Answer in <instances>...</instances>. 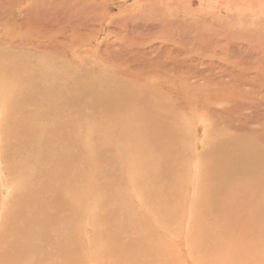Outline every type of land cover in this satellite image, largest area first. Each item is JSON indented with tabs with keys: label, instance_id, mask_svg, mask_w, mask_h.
Returning a JSON list of instances; mask_svg holds the SVG:
<instances>
[{
	"label": "rangeland",
	"instance_id": "obj_1",
	"mask_svg": "<svg viewBox=\"0 0 264 264\" xmlns=\"http://www.w3.org/2000/svg\"><path fill=\"white\" fill-rule=\"evenodd\" d=\"M18 1L19 0H8L7 2L15 3ZM57 1L59 0H38V3L33 5V8L37 9V13L41 9L37 16L39 17L38 20H34L38 28L34 23L33 26V24H29L25 20L26 18L24 17H27L26 15L17 14L16 17L14 16L15 21L17 18L21 21H18L14 28L11 27L12 25L8 26L7 30L9 31L3 32V29H1L0 51H2L1 45L5 41V43L8 42L7 39L11 36L10 34L15 36L13 38L16 42H19L22 38L21 36L29 38V42L32 41L34 44L32 47L29 45H26L27 47L25 46L26 49L24 51H29L25 53V55H27V61L32 58L36 66L42 67V70H44L46 74L52 71L51 73L55 75L48 77V79L52 78V81H57L59 80L58 78L64 81L66 75L70 76L75 73L73 79H71L72 84L70 92H74L75 84L81 81L77 80L78 74L80 75L84 72L89 71L96 75H100L104 71H107L109 76L117 77L119 72L114 74V71H112L110 67L108 69L103 67L105 66L104 59H108V55H116L113 54V51L120 52L122 54L120 58L124 60L131 58L135 61L137 60L136 58H138L137 53H139L136 50L139 49L141 51L142 48L145 47L149 51L148 54H150V51L153 52L157 47L163 45L165 49L170 52L171 56H175L176 62L172 76L179 77L184 75L185 71L190 68L194 71L192 75V86H201L211 82L212 77L207 73L209 69L204 65L203 61L214 60L215 71L219 72L221 79L211 82L214 84L212 86L219 87L220 90L225 91V95H238L242 92L244 96L246 95L245 99L248 104L250 103L251 105L257 106H251V108L249 106V109L246 111H243L245 109L242 108L237 110L238 113H240V121L242 119L246 120L240 123V126L243 127L242 132L237 130V126L236 128L231 126V120L226 119V123L224 120V124L221 121V117H216L212 113V121L207 123L208 128L213 132H219L221 126H224V130L228 133L223 130L219 133L221 134L220 140H211V144H214V142L221 143L222 141L229 144V138L234 137L233 144L237 147V145L240 144L246 145V138L249 137L257 146H262L264 149V134L256 130V128L264 129V14H256V12L253 11L249 13L248 8L250 6L249 3H245V0H106L105 4L101 7L105 11L108 8L107 12L111 16H118L117 22L114 23L111 20L102 21L101 19L99 21H94L93 19H89V21H87L89 24L90 22H95L92 25L90 24L89 27V24H84L79 20V23L81 22L84 26L86 25V29L83 28L84 26L82 24L81 26L83 27L75 23L81 16L88 14L84 12L80 13L78 6L82 2L86 5H88V3L93 4V1L99 2L97 4L95 3L99 5L103 0H80V2L78 0H61L59 6H57ZM146 1L150 2L148 3ZM141 3L143 4L141 5ZM151 3H153V5ZM108 4L110 5L106 6ZM145 4L147 5L145 6ZM88 6L87 8L90 10L97 8L90 5ZM130 12L137 13V16L134 19L131 18ZM121 13L124 15H120ZM48 14H51L49 15L50 18L47 16ZM198 15L200 20L197 19ZM30 16H32V14ZM215 16H217V18ZM222 16H225V19ZM195 19H197L198 22L197 20L195 21ZM133 20L136 22L135 24ZM121 21L123 24L118 23ZM23 24H25V26H22ZM124 25L129 27L122 30L121 28H123ZM254 25H256V27ZM216 26H219L218 29L220 30H218ZM63 28H67V33L64 32L65 30L63 31ZM68 28L72 30L75 29L76 32L73 34L72 30H68ZM211 28L215 29L213 30ZM222 28L223 30H221ZM83 30L85 32H82ZM198 30L202 32L201 35ZM227 31L230 32V34ZM39 32L42 33L40 34ZM78 32H80V34ZM217 33H219L218 37L223 36L225 33L226 35H230L232 39L227 35L231 41H229V38L228 41L227 39L224 40L226 37V35H224V38L221 37L223 39L215 38L217 39L215 40L213 38L217 36ZM115 34L119 37L117 38ZM254 34H256V37L253 36ZM251 35L254 38L251 37ZM54 36H56L58 41L62 44L66 43L69 47L67 45L61 46L60 44L59 46L52 47L48 44V48L44 51L46 47L43 48L42 46L45 45V42L49 43L53 39L52 43H55L56 39L53 38ZM62 36H64V38L66 37L64 41L60 40ZM181 36L188 37L189 40L183 39ZM72 37L75 38L73 39ZM205 39H207V41ZM234 39L236 40L235 43L233 42ZM86 40L88 42H86ZM198 40L200 42H198ZM210 40L216 42L215 44L217 46H219V44L220 46L224 44V46L230 48L225 51L224 46H221V50L220 48L218 50V47L215 48L216 45H214L213 42V44H211ZM148 41L151 43L149 44ZM187 41L189 44L186 43ZM218 41H225V43H219ZM141 42L142 44H140ZM148 44L151 46L150 49ZM233 44L235 47L237 45V47L234 48ZM106 45H109L108 48H110V50L107 49ZM186 45L189 46L187 47ZM141 46L143 47L141 48ZM203 46L205 49H203ZM237 48L238 50H236ZM20 49L22 48H19V50ZM229 49H231L230 52ZM223 50L224 53L221 54ZM79 51L81 53H79ZM231 51L233 53H238L233 54ZM226 52H229L228 55L225 54ZM40 53L44 55H40ZM140 53H142V51ZM153 55L156 56L155 53ZM234 55H236V57ZM226 57L230 58L234 63H230V60ZM133 58H135V60ZM151 58L152 57L149 59ZM2 61L8 63L6 57H4ZM29 64L34 66L33 61L29 62ZM147 64L150 65L151 63L149 62ZM139 66L141 67V62H137V68H139ZM134 70L138 72V69L135 68ZM8 73L9 71H6L5 75L9 78L8 82H10L11 79ZM61 74L62 78L60 76ZM64 74L65 76L63 77ZM156 75H158V72L147 74L148 77H154ZM36 78L37 77H35V79ZM143 78L144 76L139 79L142 80ZM38 81L37 83H31L32 85H30L29 88L35 87L33 85L41 83ZM47 82H50V80H47ZM9 85L10 84H8V87ZM94 88L95 86L91 89ZM175 88L180 92H176L165 85H157L156 88H144L145 97L141 95L143 100H147L148 103L153 104L152 107H163L164 110L166 108H171V106H169L170 101L173 100L175 102L172 109L173 111L166 119L164 126L169 133L162 136L156 135L155 133L152 134V132H144L142 135H127L125 129L122 130L120 126L116 124V120L112 118L108 121V125L103 127L104 121L101 119H103V117L106 119V117L105 115H100L98 119L97 109L95 105L92 104L89 108H83L74 113L73 109L69 110L66 101L63 106L61 105V101L60 103L55 102V108H58L59 113H62V115L60 116V114L52 112V115H55L57 118L50 114L51 119H49L50 117L46 116L48 112L44 114L46 118H43L47 120V122H45L48 125L45 124L48 127H53L51 125L54 124L57 126L58 131L62 133L58 134V136L56 134L54 138L58 137V139H61V137H64L63 141L67 139L73 143L76 142V140L72 141L68 136L70 135L71 138H75L72 134H69V131L71 132L73 127L71 125L72 119H70L72 117L76 129L82 131L83 128H87L95 131V133L92 134L93 137L90 138L87 135L86 140L92 150V161H100L101 164L99 163L98 165H101V167L96 163H92L91 167H94L98 171V175L97 182L93 181L92 183L94 188H90L88 191L83 189L81 185L65 189L64 182L66 179L58 183V181L52 177H50L51 181H57V183L53 185L47 184L48 188H40L38 182L33 183L34 180L31 181L34 186L27 182L26 187L28 190L25 186L22 188L25 182L22 174L16 173L17 163L13 160L14 151L11 146H9L10 150H7L9 145L8 141L5 143L3 139L1 140L3 144L0 143V155L2 159V164L0 165V240H3L0 241V264H264V231H262L264 230V187L260 184L259 188L263 189L256 190L252 184V180L248 177V171L252 174H256L258 170L252 164L244 163L245 175H242V178L236 180V183L240 186L239 189H234L233 191L236 197L231 198L234 195L230 196L227 201L226 199L216 200L213 194L215 185H212L210 180V168L205 169L201 165L202 163L198 159V156L209 148L211 151H207L209 153H214V159H222L221 155L224 151L220 149L215 152V149L213 150V148L207 147V145L204 146V141L207 138L204 137L206 131L202 128V133L199 132V124L203 123V118L198 116L196 110L197 108H203L205 106V98L210 97L209 99H211L214 96L216 97L218 93L215 91L210 92L207 87V89L204 88L206 92H202L203 94L200 91L194 90V88L191 89L192 87L186 88V92L182 90L179 84H176ZM28 91L35 94V92L30 89H28ZM49 91L50 93L54 91L58 93L62 92L58 89ZM168 92L170 96L167 95ZM7 94L9 93L7 92ZM116 94V90H113L112 95ZM87 96H89L88 90L82 93L81 99L83 102H85ZM4 97H7V95L3 92L1 99L3 100ZM169 97L172 100L169 99ZM11 98H13V94ZM181 98L183 99L181 100ZM70 100L73 102L71 104L72 108L76 104V101H79L77 98ZM8 101H10L9 98ZM112 101L113 100H111V102ZM49 103L50 101L42 104V106L48 107ZM228 104L229 103L226 102L223 106H230ZM220 107H214L212 111H221L217 109H220ZM103 108H105V105H103ZM37 109L39 110V107ZM201 110L204 112L203 109ZM154 111L156 110L154 109ZM116 112L119 113L121 117L124 116L122 109ZM208 114H210L209 111ZM36 115H39V113H36ZM16 116L20 118L22 126L26 127L23 115L21 113L12 112L10 117L13 118L14 127L17 128L19 125L14 120ZM54 119H56L55 122H53ZM66 119V124H63ZM151 120L152 118L150 116L147 117L148 122H154ZM233 120L232 122H234L235 126L238 122L235 119ZM28 122L31 123V125L33 124L30 120H28ZM244 122L247 125H245ZM101 124L103 126H101ZM110 126H112L111 129ZM230 127H233L232 129L234 131H232ZM180 128L185 129L181 135H184L186 138L179 141L182 142L183 145L179 143L177 146L179 147L180 158L176 153L174 164L170 161L172 165L170 176V174L166 173L167 169L165 170V168L161 167L169 163V158L165 156L168 148L163 144V137L168 138L169 143L170 139L175 138ZM103 130L106 131L103 132ZM53 132L57 133V131ZM248 133L250 134L248 135ZM2 137L8 139L6 135ZM101 137H111L112 140L118 139L122 142H128L129 144L125 147V152H119L111 148L114 147L115 143L109 145L107 141L100 142L99 139ZM150 140H152L151 143ZM63 141L61 139L58 142L56 139L54 140V145L55 147L59 146L61 152L70 156L77 147L75 145L73 148V143L67 145L65 141L64 143ZM158 141L161 142L160 145L157 144ZM84 142V138L80 137L78 144L83 146ZM56 143L60 144L56 145ZM184 144L186 145L184 146ZM153 145L156 148L161 145L164 146L161 155H159L160 152L157 155H153ZM140 147L147 150L145 157L141 152L137 153V149ZM181 148H183L184 153L186 152L185 156H183L185 159L180 156ZM99 149L102 151L101 153ZM235 151V153H237L236 148ZM118 152L120 153L119 155ZM33 153L34 151L30 153L31 156L27 157L26 162L33 159ZM195 155L197 156L196 159H191ZM157 157L158 159H155ZM165 157H167V159H165ZM107 158L112 159V162L108 165L110 169L114 170L119 168L120 171L123 172V175L125 174V179L123 177L121 180L125 184L121 182V187L119 186V188H117L118 190L116 189L118 194L117 200L114 188H112L110 192L111 188L105 183L103 177V162L109 163L106 161ZM161 161L164 165H162L163 163H161ZM12 163L16 165H12ZM205 163L209 167H214L216 164V162L208 161H205ZM41 166H45L44 163H41ZM25 167L28 172L30 167L26 163ZM124 167L125 169L121 170ZM159 167L162 169V172H159V170H161ZM169 169L170 168H168V170ZM202 170L207 172L202 173ZM129 171L132 172V175L128 173ZM162 173H165L166 176ZM79 174L85 175L86 173L80 172ZM215 174L221 176L224 172L221 173V170H216ZM100 175L103 179L99 177ZM137 177L141 178V185L138 182L134 183ZM199 179H201V181ZM125 180L127 182H125ZM96 183H98V185ZM140 186L142 188H139ZM125 188L128 190L125 191ZM139 189H143L141 193ZM67 191H69L70 196L77 199L76 203L81 202L78 207L75 206V208H71L72 203L70 201L72 200L68 198ZM32 192L38 200L32 197ZM74 192H78L79 195H74ZM123 196L125 197L124 199H122ZM112 197H115V200L112 199ZM118 199L120 204H118ZM40 200H42L44 204H42L44 208L43 206L40 208L49 216V220L46 219L47 223L45 222L40 228L37 227V230L35 228V232L39 233L37 235H35L36 233L33 234L35 238L37 237L35 240L33 235L26 234L24 236L21 229L31 222H28V215L38 212V210L32 209V206H35L36 202L39 203ZM171 204L174 205V209H171ZM46 206H48V212L45 210ZM145 206L148 208L147 210ZM162 206L163 208L161 209ZM140 208H143V210ZM256 208L259 209L256 210ZM154 210H156V212ZM58 213H60L62 217L58 215ZM61 221H63V223ZM51 228L52 230L54 229V232ZM40 231L46 235L43 236V234L40 236L42 234ZM47 233H49V235ZM50 234L53 236L55 234L56 236L52 238L53 236ZM48 238H50V240L54 239V242L57 240V244L54 242H52V244L49 242ZM60 239L61 241L63 240V242H61L62 245L59 242ZM26 240H28L29 243ZM42 240L45 241V244H43ZM31 242L33 244H31ZM49 243L52 244V247H50L51 244ZM36 246L38 249H36ZM38 246L41 247L39 248ZM50 248H52V253L50 252L51 254L49 255L47 249ZM26 249H28L29 252ZM20 252H23L22 254L24 255H21ZM69 259L70 261H68Z\"/></svg>",
	"mask_w": 264,
	"mask_h": 264
},
{
	"label": "bare ground",
	"instance_id": "obj_2",
	"mask_svg": "<svg viewBox=\"0 0 264 264\" xmlns=\"http://www.w3.org/2000/svg\"><path fill=\"white\" fill-rule=\"evenodd\" d=\"M8 0H0V31H2L1 29H3V32L9 31L8 26L12 25L11 27L14 28V26L17 24L18 21H21L20 19L17 18V20L15 21V17L17 14H24L27 17H31V18H26L25 20L29 23V24H35V26L37 27L38 25L34 22V20H38L39 17L38 13H37V9L33 8L34 4L38 3V0H19L18 2L15 3H8ZM60 1H57V6H59ZM80 2V0H78ZM84 1V0H83ZM93 1V0H91ZM96 1V0H95ZM99 1V0H98ZM106 0H103L102 3H100L99 5H96L99 2H94L93 4L88 3V5L93 6V7H97L96 9L90 10L88 9L89 6L86 5L84 2H82L79 6H78V10L84 13H88L85 14L83 16H81L77 22V24H89L87 21H89V19H93L94 21H99L100 19L102 21H112V22H117L118 20V16H111L108 12L107 9L106 11L101 7L103 4H105ZM166 1V0H165ZM173 1V0H172ZM175 1V0H174ZM206 1V0H205ZM232 1V0H231ZM108 2V1H107ZM146 2H150V1H146ZM217 2V1H216ZM249 3V8H248V12L250 13V11L256 12V14H264V0H245V3ZM96 3V4H95ZM180 3V2H179ZM241 3V2H240ZM63 4V3H61ZM78 4V3H77ZM116 4V3H115ZM143 3H141L142 5ZM153 5V3H151ZM164 4V3H163ZM242 4V3H241ZM66 5V4H65ZM110 4L106 5L109 6ZM147 4H145L146 6ZM225 5V3H224ZM71 6V5H70ZM88 6V8H87ZM68 7V6H66ZM100 7V8H99ZM41 8V7H39ZM77 8V7H76ZM92 8V7H90ZM73 9V8H72ZM110 9V7H109ZM182 9V8H181ZM240 10V9H238ZM237 10V11H238ZM258 10V11H257ZM45 11V10H44ZM47 11V10H46ZM109 11V10H108ZM222 11V10H221ZM31 12V13H30ZM186 12V11H185ZM223 12V11H222ZM240 12V11H238ZM76 13V12H75ZM79 13V12H78ZM126 13V12H124ZM32 14V16H30ZM46 14V13H45ZM74 14V13H73ZM127 14V13H126ZM197 14V13H196ZM41 15V14H40ZM48 14L47 16L49 17ZM120 15H124L123 13H121ZM131 18H135L137 16V13H131ZM213 15V14H212ZM235 15V14H234ZM251 15V14H250ZM15 16V17H14ZM45 16V15H44ZM128 16V15H127ZM197 16V15H196ZM221 16V15H220ZM129 17V16H128ZM217 18V16H215ZM223 17V16H222ZM221 17V19H222ZM50 18V17H49ZM194 18V17H193ZM225 19V16L223 17ZM228 18V17H227ZM252 18V17H251ZM166 19V18H165ZM199 19V15L198 18ZM195 19V21L197 20ZM231 19V18H230ZM229 19V20H230ZM237 19V18H236ZM235 19V20H236ZM79 20L82 22L79 23ZM200 20V19H199ZM250 20V19H249ZM25 21V22H26ZM75 21V20H74ZM91 21V20H90ZM194 21V22H195ZM215 21V20H214ZM217 21V20H216ZM233 21V20H232ZM237 21V20H236ZM239 21V20H238ZM38 22V21H37ZM198 22V20H197ZM248 22V21H247ZM245 22V23H247ZM95 22H90V24L92 25ZM98 23V22H96ZM119 24H123V22H118ZM133 23L135 24L136 22ZM216 23V22H215ZM232 23V22H231ZM250 23V22H249ZM33 24V26H34ZM90 24L88 25L90 27ZM198 24V23H197ZM213 24V23H212ZM83 25V24H82ZM100 25V24H99ZM196 25V24H195ZM203 25V24H202ZM216 25V24H215ZM22 26H25V24H23ZM31 26V25H30ZM78 26V25H76ZM84 26V25H83ZM81 26V27H83ZM256 27V25H254ZM9 27V28H11ZM21 27V25H20ZM45 27V26H43ZM95 27V26H93ZM126 27L128 28L129 26L124 25L123 28H121L122 30H125ZM213 27V26H212ZM217 27V26H216ZM219 27V26H218ZM217 27V29H218ZM223 27V26H222ZM23 28V27H22ZM38 28V27H37ZM42 28V25H41ZM86 29V25L83 27ZM134 28V27H133ZM132 28V29H133ZM205 28V27H204ZM221 28V27H220ZM252 28V27H251ZM25 29V28H24ZM43 29V28H42ZM45 29V28H44ZM47 29V27H46ZM70 28H68L69 30ZM207 29V28H205ZM213 29V28H211ZM215 29V28H214ZM213 29V30H214ZM50 30V29H49ZM54 30V28H53ZM65 30V31H64ZM72 30V29H70ZM88 30V28H87ZM94 30V29H93ZM116 30V29H115ZM208 30V29H207ZM220 30V29H218ZM223 30V28L221 29ZM35 31V30H34ZM63 31L65 33H67V28H63ZM95 31V30H94ZM200 30H198L199 32ZM205 31V30H204ZM203 31V32H204ZM69 32V31H68ZM71 32V31H70ZM75 29L72 30V33L74 34ZM82 32H85L84 30ZM222 32V31H221ZM228 32V31H227ZM226 32V33H227ZM242 32V31H241ZM40 33V32H39ZM42 33V32H41ZM40 33V34H41ZM80 34V32H78ZM197 33V32H196ZM201 31H200V35H201ZM220 33V31H219ZM219 33H217V36L214 37L215 38H221V37H225L224 35H226L225 33L223 34V36L218 37ZM230 34V32H228ZM253 33V32H252ZM3 34V33H2ZM10 34V33H9ZM52 34V33H51ZM54 34V31H53ZM113 34V31H112ZM198 34V33H197ZM213 34V33H212ZM215 34V33H214ZM232 34V32H231ZM11 36L7 39V43H3L2 46V51H0V143L3 144V142H1V140L3 139L6 143V141H8L7 145V150H10V147L13 149V160L16 161L17 166H16V173L17 174H22L23 178H24V184L22 186V188L27 189V182L32 184L31 181H33V183L38 182L40 188H48L47 184L53 185L54 183H60L61 181L65 180L64 182V188L65 189H69V188H74L76 185H81L83 187V189H85L86 191H88L90 188H94L92 183L93 181L97 182V175H98V171L94 168L91 167L92 163H96L97 165L100 163V161H92V150L90 145L88 144L86 138L87 135L92 138V134L95 133L94 130L92 129H87V128H83L82 131L79 129H76L74 127V119L73 117L70 118L72 119L71 121V125L72 130L71 132L69 131V134H72L75 138H71L70 135L69 138L72 141H75V143L69 141V140H65V144H71L73 148L77 147V149L75 148L73 150V153H71L70 156H67L64 152H61L59 149V146L55 147L54 145V140L57 139V141L59 142L61 139L63 141V138L61 137V139L54 138V136L57 134H62L58 131L57 126H55L54 124H50L53 127H48L47 125V120H44L45 117V113L48 112V114H46V116L50 117V114L52 115L53 113H59L58 108H55V102H59L61 101V105H64V102L66 101V105L69 107V110L73 109V112L75 113L78 110H81L83 108H89L92 105H95L96 109H97V118L101 115H105L106 119H101L104 121L103 125L101 124V126L106 127L108 125V121L112 118L116 120V124H118L120 126V128L123 130L125 129L126 134L127 135H131V134H143L144 132L147 133H155L156 135L162 136V135H167L169 133L168 130L165 129V121L166 119L171 115L172 113V109L173 106L175 105V102L169 97V99H171L172 101H170V105L171 108H166L165 110L163 109V107H152V103H148L147 100H143L141 95L143 97H145V93H144V88H156L157 85H165L169 88H171L172 90L176 91V92H180L178 89L175 88L176 84H179L182 88V90L186 91V88H190L191 89L194 88V90L200 91L202 92H206L204 91L205 89H209L210 92L215 91L217 92V96L215 97L214 94L211 99L209 98H205L206 99V104L205 106L202 108H197L196 112L198 113V116L200 118H203V123L199 124L200 129L199 132L202 133V128L206 131L205 134V138L206 140L204 141V146L207 145V147L213 148V150L215 149L216 151H219L220 149H222L224 151V153L221 155L222 159H214V153H209L207 150L211 151L209 148L207 150H205V152H203V154H201L200 156H198V159L201 161V165L205 168V169H209L210 168V180L212 185H215V191H214V197L216 200H221V199H228V197L233 196L231 198L236 197V195L233 193L234 189H239V184L236 183V180L242 178V175H245V166L244 163H250L252 164L257 170L258 173L256 174H252L251 172L248 171V177L252 180V184L254 186V188L257 189H263V188H259L260 184L264 187V149L262 148V146H257L252 139H250L249 137H247V142L246 145L240 144V145H234L233 144V139L234 137H230L228 141L229 144L224 143V141L220 142H214V144H211V140H215L219 141L220 137H221V133L224 130V126H221V130L218 132L216 130V132L211 131L208 128V122L212 121V113L216 116V117H221V121L222 123H226V119L231 120V126L235 127L237 126V130L240 132H242L243 127L240 126V123L243 121H246L245 119H242L240 121L239 119V115L240 113H238V109L242 108L245 109L243 111H246L249 109V106L251 108V106H257V105H251L250 103L248 104L246 102V95L244 96L243 93H239L238 95L235 94H231V95H225V91L220 90L219 87H214L212 85H214L211 82L214 81H219V79H221V76L219 75V72L215 71V64H214V60H204L203 63L204 65L209 69L208 70V75L212 77V80L209 84H204L201 86H192L191 83L193 82V73L194 71L191 70L190 68H188L187 71H185L184 75H181L179 77H173V72H174V68H175V56H171L170 52L165 49V47L163 45L157 47L153 52L155 53L156 56H154L153 52L150 51L151 53L148 54V50L147 48H142L143 46H141L142 48V53H140L141 51L138 49L136 50L138 54V58H136L137 60H135V58H133L135 61H133L131 58H127L126 60H124L123 58H120V56L122 55L120 52H114L113 54L116 55H108V59L105 58L104 59V68L106 67L107 69L110 67L112 71H114L113 73L115 74L116 72L118 73L117 77H111L108 75L107 71H104L103 73H101L100 75H96L95 73L92 72H84L83 74H78V78L77 80H81L80 82L75 84V88H74V92H70L71 91V79H73L75 73L73 75H66V77L63 79L58 78L59 80L57 81H52L53 79H48V77H52L55 74L54 73H44L45 71L42 70V67L40 68L39 66H36L35 61L30 58L29 61H27V55H25L26 52L29 51H24L26 49V45L29 46H33V42L31 44V42H29V38H26L25 36H21L22 38L19 40V42H16L14 40L12 34H10ZM39 35V34H38ZM50 35V34H49ZM56 35V34H55ZM82 35V34H81ZM114 35V34H113ZM116 35V34H115ZM181 35V34H180ZM179 35V36H180ZM199 35V34H198ZM197 35V36H198ZM210 35V34H209ZM222 35V34H220ZM228 35V34H227ZM224 38V40L230 37V35H228L229 37ZM93 36V35H92ZM122 36V35H120ZM196 36V38H197ZM254 37H256V34L253 35ZM251 35V37H253ZM69 37V36H68ZM71 37V36H70ZM79 37V36H78ZM117 37V35H116ZM119 37V36H118ZM117 37V38H118ZM182 37V36H181ZM180 37V38H181ZM209 37V36H208ZM235 37V36H234ZM249 38H251L250 36H248ZM253 37V38H254ZM3 38V37H2ZM18 38V37H17ZM55 40V43L51 42H45V45L42 46L43 48L46 47L44 49V51H46V49L48 48V44L49 46L52 47H56L59 46V44L61 46L63 45H67L62 44L60 41H58V38H56V36L53 37ZM66 38V37H65ZM64 36L61 37V41H64ZM73 39L75 37H72ZM91 38V36H90ZM95 38V37H94ZM116 38V39H117ZM121 38V37H120ZM183 39H188V37H182ZM195 38V37H193ZM191 38V39H193ZM199 38V37H198ZM201 38V37H200ZM221 38V39H223ZM231 38V37H230ZM229 38V39H230ZM238 38V37H237ZM44 39V38H43ZM48 39V37H47ZM82 39V38H80ZM97 39V38H96ZM108 39V38H107ZM204 39V38H203ZM208 39V38H207ZM207 39H205L207 41ZM232 39V38H231ZM231 39L229 41H231ZM71 40V39H70ZM119 40V39H118ZM159 40V39H158ZM189 40V39H188ZM194 40V39H193ZM192 40V41H193ZM217 40V39H215ZM252 40V39H251ZM75 41V40H73ZM80 41V40H79ZM84 41V40H83ZM184 41V40H182ZM191 41V40H190ZM189 41V42H190ZM202 41V40H201ZM204 41V42H206ZM211 41V40H210ZM82 42V41H81ZM86 42H88L86 40ZM149 42V41H148ZM159 42V41H158ZM185 42V41H184ZM194 42V41H193ZM198 42H200L198 40ZM216 45L213 40L211 41V44ZM219 43L221 41H218ZM225 43V41H222ZM221 42V43H222ZM234 43L236 42V40L234 39L233 41ZM76 43V42H75ZM151 42H149L150 44ZM153 43V42H152ZM188 43V41L186 42ZM227 43V42H226ZM58 44V45H57ZM142 44V42L140 43ZM148 44V45H149ZM189 44V43H188ZM191 44V43H190ZM211 44H209L210 46H212ZM230 44V43H229ZM37 45V43H36ZM55 45V46H54ZM87 45V44H86ZM152 45V44H151ZM195 45V44H194ZM226 45V44H225ZM228 45V43H227ZM26 46V47H25ZM69 47V45H67ZM109 45H106L107 49L110 50V48H108ZM150 46V45H149ZM187 46V45H186ZM189 46V45H188ZM187 46V47H188ZM221 46L223 47L224 44ZM220 44L219 46L216 45L215 48H217L219 50V48L221 47ZM229 46V45H228ZM231 46V44H230ZM24 47V48H23ZM35 47V46H34ZM41 47V46H40ZM38 47V48H40ZM120 47V46H119ZM198 47V46H196ZM221 47V48H222ZM233 47L236 48L233 44ZM19 48H22L19 50ZM37 48V47H36ZM35 48V49H36ZM71 48V47H70ZM151 48V46L149 47V49ZM214 48V46H213ZM212 48V49H213ZM220 48V50H221ZM230 48V47H228ZM227 46H224L225 51L228 49ZM241 48V46H240ZM1 49V48H0ZM31 49V48H30ZM203 49H205V47L203 46ZM210 49V47H209ZM216 49V50H217ZM233 49V48H232ZM130 50V49H129ZM217 50V51H218ZM231 49H229L230 52ZM235 50V49H234ZM238 50V48L236 49ZM242 50V48H241ZM107 51V50H106ZM249 51V50H248ZM246 51V52H248ZM255 51V50H254ZM52 52V51H51ZM98 52V51H97ZM130 52V51H129ZM220 52V51H219ZM229 52H226L225 54L228 55ZM232 52V51H231ZM243 52V50H242ZM79 53H81L79 51ZM87 53V52H86ZM144 53V54H143ZM153 53V54H152ZM161 53V55H160ZM211 53V52H210ZM218 53V52H217ZM221 53V52H220ZM219 53V54H220ZM224 53V50L222 51L221 54ZM233 53V52H232ZM238 53V52H237ZM237 53H233V54H237ZM251 53V50H250ZM29 54V53H28ZM43 54V53H42ZM40 53V55H42ZM136 54V53H135ZM136 54V57H137ZM220 54V55H221ZM44 55V54H43ZM78 55V54H77ZM218 55V54H217ZM24 56V57H23ZM87 56V55H86ZM222 56V55H221ZM231 56V55H230ZM236 57V55H234ZM6 57L8 60V63L3 62L2 59ZM55 57V56H54ZM80 57V55H79ZM150 57H152L151 59H149ZM26 58V60H25ZM81 58V57H80ZM84 58V56H83ZM225 58V57H223ZM228 58V57H226ZM85 59V58H84ZM131 59V60H130ZM230 60V58H228ZM228 60V61H229ZM33 61L34 66H31L29 64V62ZM100 62H103L101 60H99ZM141 62V67L139 66V68H137V62ZM53 62V61H52ZM151 63L150 65L147 63ZM92 63V62H91ZM230 63H234V61L230 60ZM259 64V63H258ZM54 65V64H53ZM92 65V64H91ZM139 65V63H138ZM243 65V64H241ZM44 67V66H43ZM96 67V66H94ZM93 68V67H92ZM91 68V69H92ZM138 69V72L134 69ZM95 69V68H93ZM97 70H100L98 68H96ZM96 70V71H97ZM119 70V71H118ZM140 70V72H139ZM9 71V75H10V82H8V79L5 75V72ZM158 72V75L154 76V77H148L147 74H154V73ZM116 73V74H117ZM8 75V76H9ZM47 76V77H46ZM57 76V75H56ZM62 78V74L60 75ZM65 76V74L63 75V77ZM144 78L141 80L139 78L143 77ZM35 77L40 78V79H35ZM59 77V76H58ZM40 81V84L37 85H33L35 87H30V85H32L34 82L37 83V81ZM47 80L50 82H47ZM168 80V81H166ZM38 81V82H39ZM32 83V84H31ZM8 84L9 88L8 87ZM26 86V87H25ZM49 86V87H48ZM93 86H95L94 89H91ZM9 89H7V88ZM48 87V88H47ZM207 87V88H206ZM25 88V91H24ZM205 88V89H204ZM28 89L32 90L33 92H35V94L31 93V91L29 92ZM53 89H58L61 90V93L58 92H52L50 93L49 90ZM6 90V91H5ZM88 90L89 91V96H87V99L85 100V102H83V100L81 99L82 93H85V91ZM113 90H116L117 94L116 95H112L113 94ZM154 90V89H151ZM49 91V92H47ZM3 92L7 95V97H4V99H1V95L3 94ZM7 92L10 94H7ZM30 94H29V93ZM47 92V93H46ZM157 92V91H156ZM167 92V91H166ZM187 92V91H186ZM19 93V94H18ZM72 93V94H71ZM165 93V92H164ZM13 94V98H11ZM16 94V95H15ZM203 94V93H202ZM168 96H170V93L168 92L167 94ZM221 95V96H220ZM147 96V95H146ZM228 96V97H226ZM8 98L10 101H8ZM73 98H77L79 101H76V104L73 106V108L71 107V104L73 103L70 99ZM116 98V99H115ZM162 99V97H161ZM165 99V98H164ZM183 98H181L182 100ZM226 99V100H225ZM111 100H113L111 102ZM50 101L48 107L46 106H42V104L46 103ZM229 103L228 105L230 106H223L225 105V103ZM203 103V102H202ZM162 104V103H161ZM200 104V103H199ZM264 104V103H263ZM103 105H105V108H103ZM220 107L217 108L218 110L221 111H212V108L214 107ZM236 106V107H233ZM39 107V111L37 108ZM198 107V106H197ZM62 108V107H61ZM60 109V108H59ZM123 112L124 116H120L119 113H117L116 111L121 110ZM154 109L156 111H154ZM204 110V112H202V110ZM52 110V111H51ZM61 110V109H60ZM254 110V108H253ZM63 111V110H62ZM65 111V110H64ZM208 111L210 112V114H208ZM12 112L15 113H21L23 115V117L25 118V125L26 127L22 126L21 120L18 116L15 117V121L19 124L17 128H15V124L12 121L13 118H11V114ZM39 113V115H36V113ZM204 114V115H203ZM57 115V114H56ZM62 115V113L60 114V116ZM234 115V117H233ZM55 116V115H52ZM66 116V115H65ZM151 117L152 120L154 122H148L147 121V117ZM45 117V118H43ZM69 117V116H68ZM53 118V117H52ZM55 118H57L55 116ZM63 118H64V113H63ZM51 119V117L49 118ZM62 119V118H61ZM99 119V118H98ZM233 119H235L238 123L235 124L234 126V121ZM28 120L32 121V125L31 123L28 122ZM56 119L51 120L53 122H55ZM228 120V121H229ZM46 121V122H45ZM63 121V120H62ZM202 121V120H201ZM49 122V121H48ZM57 122V121H56ZM67 119L65 122H63V124H66ZM47 125H46V124ZM224 123V124H225ZM236 123V122H235ZM59 124V123H58ZM57 124V125H58ZM207 124V125H206ZM245 125H247L244 122ZM193 125V124H192ZM220 125V124H218ZM228 125V123H227ZM226 125V126H227ZM230 125V124H229ZM204 126V127H203ZM229 127V126H228ZM232 127V128H233ZM112 128V126H110V129ZM231 128V127H230ZM229 128V130H230ZM231 128L232 131H234ZM32 131L30 132L29 131ZM259 129V130H258ZM256 128V130L258 132H263L264 134V129H260V128ZM185 129L180 128L178 129V132H174L176 133L175 138L174 139H170L169 143H168V138L163 137V144L166 145V147L168 148L165 156H167L169 158V163L168 165H164V163L161 161V163H163L161 166L163 168H165L166 173L170 174L171 176V172H172V165L170 163V161L172 162V164H174V159L176 157V155H178L179 157V147H177L179 145V143L182 144V139L184 140L186 137L184 135H181V133H183ZM191 130V129H190ZM210 130V131H209ZM53 131H57V133H54ZM106 130H103V132ZM189 131V130H188ZM226 133H228L226 130H224ZM53 133V134H51ZM185 133V132H184ZM193 133V132H192ZM234 133V132H233ZM237 133V132H236ZM247 133V132H246ZM49 134V135H48ZM217 134V135H216ZM250 133H248L249 135ZM6 135L7 138H3L2 136ZM194 135V134H193ZM200 135V134H199ZM232 136H234L233 134H231ZM67 136V135H66ZM80 137H83L85 142L82 145L78 144V140ZM200 137V136H199ZM223 137V136H222ZM152 138V135H151ZM264 138V137H263ZM63 141V143H64ZM100 142L103 141H107L109 145H111L112 143L114 144L113 148L116 151L119 152H125V147L129 144L128 142H122L118 139L112 140L111 137H101L99 139ZM152 140H150L151 143ZM13 142V143H11ZM60 144V143H59ZM56 143V145H59ZM64 144V145H65ZM158 145L161 144V142H157ZM211 144V145H210ZM6 145V146H7ZM63 145V146H64ZM66 145V146H67ZM140 145V144H139ZM175 145V146H174ZM183 145V144H182ZM186 144H184L185 146ZM183 146V147H184ZM65 147V146H64ZM72 147V146H71ZM181 147V146H180ZM153 150V155H157L159 152V155L162 154L163 150H164V146L161 145L159 147H155L154 145L152 146ZM195 148V147H194ZM235 148L237 150V153H235ZM5 149V147H4ZM33 159L31 161H27V157H30V153L33 152ZM67 151V150H66ZM71 151V150H70ZM85 151V153H84ZM99 152L101 153L102 151L99 149ZM118 152V155L120 154ZM142 153V155L145 157L146 156V152L147 150H144L143 148H138L137 149V153ZM157 152V153H156ZM68 153V151H67ZM177 153V154H176ZM186 153V152H185ZM185 153L183 152V148H181V152H180V156L185 159ZM176 154V155H175ZM218 154V153H217ZM69 155V154H68ZM138 155V154H137ZM158 155V156H159ZM175 155V156H174ZM219 155V154H218ZM167 157H165V159H167ZM196 155L193 156L191 159L195 158L196 159ZM206 157V158H205ZM161 158V156H160ZM180 158V157H179ZM155 159H158L155 158ZM1 155H0V165L2 164L1 162ZM6 160V159H4ZM147 160V159H146ZM106 161H108L109 163L103 162L104 166L102 167V170L104 171V181L106 184H108L110 186V192L112 190V188H114L115 190V195H116V200L118 197L117 194V188H119V186L124 183L122 182V178L124 177L123 172L120 171V169H110L109 168V164L112 162L111 158H107ZM166 161V160H165ZM164 161V162H165ZM205 161L208 162H216L214 167H209L206 165ZM160 162V161H159ZM25 163L30 167V170L27 172L26 171V167H25ZM41 163H44L45 166H41ZM157 163V161H156ZM14 163H12L13 165ZM101 164V163H100ZM16 165V164H14ZM119 165V164H118ZM161 165V164H160ZM101 167V165H98ZM159 166V165H158ZM157 166V167H158ZM160 168V167H159ZM168 168H170L168 170ZM124 168H122L121 170H124ZM161 169V168H160ZM40 170V171H39ZM216 170H221V173L224 172L223 175L218 176L217 174H215ZM162 172V169L159 170V172ZM80 172H84L86 173L85 175H81L79 174ZM207 171H203L202 173H205ZM12 173V172H11ZM30 173V174H28ZM129 174L132 175V172H128ZM8 174V173H7ZM163 174V173H162ZM161 175V174H160ZM165 175V173L163 174ZM91 176V177H90ZM166 176V175H165ZM202 176V174H201ZM56 179L57 181L52 182L51 178ZM101 179H103V177H101V175L99 176ZM98 177V179H99ZM15 178V177H14ZM36 178V179H35ZM207 178V177H206ZM10 179V178H9ZM40 179V180H39ZM125 179V177H124ZM128 179V178H126ZM160 179V178H159ZM166 179V178H165ZM107 180V181H106ZM129 180V179H128ZM141 178L137 177L136 180H134V183L138 182L140 183ZM167 180V179H166ZM165 180V181H166ZM201 181V179H199ZM198 180V181H199ZM209 180V181H210ZM102 181V180H100ZM164 181V182H165ZM91 182V184H90ZM99 182V180H98ZM122 182V183H121ZM125 182H127L125 180ZM145 182V181H144ZM98 185V183H96ZM104 184V185H106ZM125 184V183H124ZM33 185V184H32ZM96 185V186H97ZM127 185V183H126ZM138 185V184H137ZM136 185V186H137ZM141 185V183H140ZM211 185V184H210ZM20 186V185H19ZM34 186V185H33ZM150 186V185H149ZM5 187V186H3ZM103 187V186H102ZM101 187V188H102ZM121 187V186H120ZM126 187V186H124ZM130 187V186H128ZM127 187V188H128ZM146 187V186H145ZM105 188V186H104ZM135 188V187H134ZM139 188H142L141 186ZM200 188H201V183H200ZM103 189V188H102ZM117 189V190H116ZM129 189V188H128ZM128 189H124L125 191ZM173 189H174V185H173ZM176 189V188H175ZM28 190V189H27ZM105 190V189H104ZM123 190V191H124ZM140 190V189H139ZM143 190V189H142ZM140 190V193L141 191ZM71 191V190H69ZM69 191H67V196L68 198H70L72 201H70L72 203L71 208H75L79 206V204H81V202L76 203V200L73 196L69 195ZM103 191V190H102ZM109 191V189H108ZM124 191V192H125ZM156 191V189H155ZM31 192V191H30ZM45 192V191H44ZM43 192V193H44ZM113 192V191H112ZM28 193V192H27ZM102 193V192H101ZM148 193V192H147ZM146 193V194H147ZM12 194V193H11ZM25 194V193H24ZM37 194V193H36ZM105 194V192H104ZM123 194V193H122ZM19 195V194H18ZM23 195V194H22ZM32 197L35 199H37V197L34 195V193L32 192ZM74 195L78 196L79 193L78 192H74ZM205 195V194H204ZM13 196V195H12ZM42 196V195H41ZM44 196V195H43ZM146 196V195H145ZM150 196V195H149ZM25 197V196H24ZM30 197V196H29ZM44 198V197H43ZM122 198V197H121ZM125 197L123 196L122 199H124ZM19 199V198H18ZM112 199L115 200V197ZM163 199V198H162ZM166 199V198H165ZM164 199V200H165ZM13 200V199H12ZM38 200V199H37ZM47 200V199H46ZM167 200V199H166ZM165 200V201H166ZM173 200V199H171ZM229 200V199H228ZM9 201V200H8ZM119 201V199H118ZM158 201V200H157ZM22 202V201H21ZM26 202V201H25ZM33 202V201H32ZM31 202V203H32ZM174 202V201H173ZM14 203V202H13ZM115 203V201H114ZM123 203V202H121ZM158 203V202H157ZM163 203V202H162ZM166 203V202H165ZM172 203V202H171ZM22 204V203H21ZM20 204V205H21ZM43 202L42 200H40L39 203L36 202L35 206H32V209H36L38 210V212L36 214H29L28 215V222L31 221L30 223H28L25 227H22V234L25 236L26 234H30L31 236L36 233L35 235L39 234L38 232H35V228L37 230V227H42L45 222L47 221L46 219L49 220V216L47 214H45L42 210V208H40ZM76 204V205H75ZM118 204H120V201L118 202ZM152 204V203H151ZM164 204V203H163ZM1 205V204H0ZM84 205V204H82ZM114 205V204H113ZM154 205V204H153ZM167 205V204H166ZM6 206V205H5ZM38 206V208H37ZM89 206V205H88ZM171 209H174L172 205ZM176 206V205H175ZM28 207V206H27ZM35 207V208H33ZM146 207V206H145ZM153 207V206H152ZM168 207H169V202H168ZM196 207V206H195ZM10 208V207H9ZM44 208V206H43ZM144 208V207H143ZM143 208H140L143 210ZM163 208V206L161 207V209ZM169 208V209H170ZM1 209V208H0ZM3 209V208H2ZM7 209V208H6ZM148 208L146 207V210ZM159 209V208H158ZM259 208H256V210ZM5 210V209H4ZM40 210V211H39ZM47 212L49 211L48 206H46L45 209ZM135 210V209H134ZM12 211V210H11ZM15 211V210H14ZM32 211V210H31ZM156 212V210H154ZM159 211V210H158ZM163 211V210H162ZM201 211V210H200ZM260 211V210H259ZM161 212V211H160ZM164 212V211H163ZM8 213V212H7ZM75 213V212H74ZM260 213V212H258ZM152 214V213H151ZM263 214V213H262ZM58 215H60V213H58ZM1 216V215H0ZM45 216V217H44ZM61 216V215H60ZM163 216V215H162ZM4 217V216H3ZM12 217V216H11ZM62 217V216H61ZM125 217V216H124ZM1 218V217H0ZM194 218V217H192ZM230 219V218H229ZM247 219V218H246ZM14 220V219H13ZM67 220V219H65ZM77 220V218H76ZM220 220V219H219ZM64 221V220H63ZM63 221H61L63 223ZM264 222V221H263ZM17 223V222H16ZM47 223V222H46ZM258 223V222H257ZM26 224V223H25ZM261 224V223H260ZM16 226V225H15ZM49 226V225H48ZM69 226V225H68ZM19 227V226H18ZM58 227V226H57ZM255 227V226H254ZM258 227V226H257ZM50 228V227H49ZM53 228V227H52ZM51 228V230H52ZM55 228V227H54ZM261 228V227H260ZM259 228V229H260ZM263 228V227H262ZM57 229V228H55ZM40 230V229H39ZM43 230V228H42ZM54 230V229H53ZM52 230V231H53ZM233 230V229H232ZM236 230V229H235ZM1 231V230H0ZM264 231V230H262ZM261 231V232H262ZM28 232V233H27ZM42 234L40 236H42L44 233L42 231H40ZM46 232V231H45ZM54 232V231H53ZM14 233V232H13ZM249 233V232H248ZM49 235V233H47ZM14 235V234H13ZM46 234H44L43 236H45ZM51 235V234H50ZM223 235V234H222ZM1 236V233H0ZM16 236V235H15ZM53 236V235H51ZM56 235L54 234V236L52 238H54ZM70 236V235H69ZM11 237V236H10ZM33 237L35 238V236L33 235ZM16 238V237H15ZM37 238V237H36ZM35 238V240H36ZM51 238V239H52ZM6 239V238H5ZM18 239V237H17ZM28 239V238H27ZM56 239V238H55ZM58 239V237H57ZM3 240V239H1ZM0 240V241H1ZM19 240V239H18ZM46 240V239H45ZM49 242H54L53 240H50V238H48ZM47 240V241H48ZM28 241V240H26ZM25 241V242H26ZM57 241V240H56ZM56 241L54 243H56ZM43 244H45V241H43ZM41 242V244H42ZM59 242H63V240L61 241V239L59 240ZM58 242V243H59ZM120 242V241H119ZM29 243V241H28ZM39 243V242H38ZM49 243V244H51ZM20 244V243H18ZM31 244H33L31 242ZM53 244V243H52ZM52 244L50 245V247H52ZM57 244V243H56ZM64 244V243H63ZM66 244V243H65ZM48 245V244H47ZM62 245V243H61ZM60 245V246H61ZM46 246V245H45ZM250 246V245H249ZM26 247V246H24ZM33 247V246H32ZM39 247V246H38ZM41 247V246H40ZM39 247V248H40ZM62 247V246H61ZM60 247V248H61ZM59 248V249H60ZM36 249L37 246H36ZM51 249V250H50ZM47 249L48 250V254L50 255L52 253V248ZM28 252L29 250L26 249ZM23 251V250H22ZM67 251V250H66ZM24 252V251H23ZM23 252H20L21 255ZM27 252V254H28ZM44 252V251H43ZM51 252V253H50ZM19 253V252H18ZM248 253V252H247ZM57 255V254H56ZM191 256V255H190ZM25 257V256H24ZM58 258V255H57ZM71 258V257H68ZM67 258V259H68ZM17 259V258H16ZM250 259V258H249ZM75 260V259H74ZM28 261V260H27ZM40 261V260H39ZM70 261V259L68 260ZM74 263V262H73Z\"/></svg>",
	"mask_w": 264,
	"mask_h": 264
}]
</instances>
